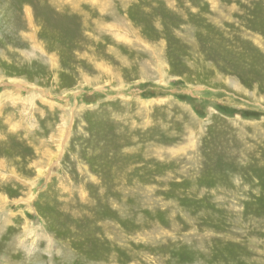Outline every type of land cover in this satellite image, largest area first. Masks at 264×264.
<instances>
[{"label": "rangeland", "instance_id": "obj_1", "mask_svg": "<svg viewBox=\"0 0 264 264\" xmlns=\"http://www.w3.org/2000/svg\"><path fill=\"white\" fill-rule=\"evenodd\" d=\"M0 264H264V0H0Z\"/></svg>", "mask_w": 264, "mask_h": 264}]
</instances>
